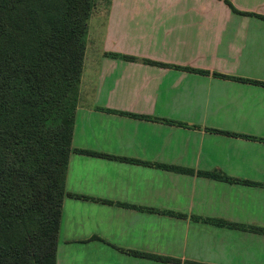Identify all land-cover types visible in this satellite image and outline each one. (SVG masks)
Returning <instances> with one entry per match:
<instances>
[{
  "label": "crops",
  "instance_id": "1",
  "mask_svg": "<svg viewBox=\"0 0 264 264\" xmlns=\"http://www.w3.org/2000/svg\"><path fill=\"white\" fill-rule=\"evenodd\" d=\"M224 1L264 17V0H109L90 18L72 149L96 155L71 153L65 190L91 200L64 198L55 264H264V21Z\"/></svg>",
  "mask_w": 264,
  "mask_h": 264
},
{
  "label": "trees",
  "instance_id": "2",
  "mask_svg": "<svg viewBox=\"0 0 264 264\" xmlns=\"http://www.w3.org/2000/svg\"><path fill=\"white\" fill-rule=\"evenodd\" d=\"M224 2L234 13L264 21L263 16L239 13ZM97 6L96 0H0V264H55L64 198L91 200L67 193L65 181L72 152L96 155L73 150L72 137L88 22ZM157 167L193 174L188 169ZM198 175L237 181L209 172ZM121 251L158 263H180L168 257Z\"/></svg>",
  "mask_w": 264,
  "mask_h": 264
},
{
  "label": "rangeland",
  "instance_id": "3",
  "mask_svg": "<svg viewBox=\"0 0 264 264\" xmlns=\"http://www.w3.org/2000/svg\"><path fill=\"white\" fill-rule=\"evenodd\" d=\"M106 2H107V0H96V3L98 4V6H97L94 14H96L97 12H100V11H102V13L105 14L106 9H107L105 6ZM100 22H102V20ZM91 24H92V21H91V23H89V26H88V35H87V43H86V49L88 51V54H87L88 63L87 64H88L89 69L91 71L88 69L87 64L85 63V66H86L85 67L84 63H83L82 74H81V78H82L81 90H82L83 86L84 87L87 86V83L94 81L92 68H94V71L97 69V67L99 65V59H100V51H101L102 37H103V28L101 29L100 26H98V29L92 30ZM83 70H84V72H83ZM81 78H80V81H81ZM79 89H80V85H79Z\"/></svg>",
  "mask_w": 264,
  "mask_h": 264
}]
</instances>
